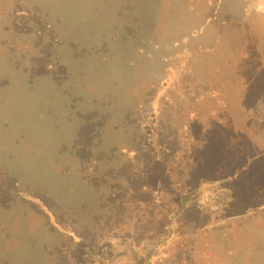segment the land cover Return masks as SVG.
I'll use <instances>...</instances> for the list:
<instances>
[{
  "label": "rangeland",
  "instance_id": "374dc122",
  "mask_svg": "<svg viewBox=\"0 0 264 264\" xmlns=\"http://www.w3.org/2000/svg\"><path fill=\"white\" fill-rule=\"evenodd\" d=\"M263 63L264 0H0V264H133L119 240L141 222L118 231L106 216L92 234L106 167L131 180L132 201L162 233V264H264V155L224 184L228 203L222 191L182 209L160 192L166 208L140 210L156 175L173 185L193 171L226 176L229 166L211 173L203 160L226 145L217 135L228 127L264 150V115L246 125L262 107ZM202 109L219 129L201 131ZM153 143L160 159L147 169ZM90 151L116 159L96 163L97 177L80 173ZM110 253L109 263L93 257Z\"/></svg>",
  "mask_w": 264,
  "mask_h": 264
},
{
  "label": "trees",
  "instance_id": "16d2710c",
  "mask_svg": "<svg viewBox=\"0 0 264 264\" xmlns=\"http://www.w3.org/2000/svg\"><path fill=\"white\" fill-rule=\"evenodd\" d=\"M42 23H44V19H40ZM264 64V63H263ZM169 78L164 80L162 83L161 87H163L165 84H167ZM233 81V80H232ZM237 84L235 86V92L236 90L242 89L244 86L239 83V77L234 79V84ZM252 81V80H250ZM248 84V83H247ZM246 84V86H247ZM232 85V84H231ZM240 85V86H239ZM244 91V96L245 98H250L251 96L246 94L245 90ZM253 94L254 92L251 91ZM262 99L257 100L256 104H260L259 101L262 100V107L259 108L260 110L255 109V114L248 113L247 114V122L246 125L250 127V129H254L257 123L260 122V118H258V115H264V95L261 97ZM202 119L204 122H206V125H202L201 131L205 132L206 134L209 132L210 129H219L218 126L215 124L216 121H214V117L212 115V112L207 110V109H202ZM239 113V112H238ZM240 121V120H239ZM201 123V122H200ZM210 125V126H209ZM237 128L232 130L231 128L228 127V131H220L219 134L217 135L220 139L225 140L223 144H226L224 146L218 145L219 150L218 154L214 155L213 152L207 153V151L204 149V154L206 155L207 158H210V161H204V164L211 170V173L213 172L214 169L215 172L221 171V169H226L228 167V172L225 174L226 176H221L217 180L210 179V177H207L206 174H203L201 171L199 173H193L196 171H193L192 174H188L187 179L183 177V181L181 182H175L173 185L172 182L168 179L165 178L164 180L162 178H158V175L155 176V179L151 182V199L145 200L141 203L140 210H143L144 208H147L149 205L151 209H157L158 210V205L162 204L160 202V199L158 196V193H164L167 194L170 199L169 203L166 205H179L182 209L189 205L190 201L194 202L196 198L199 197H204L205 204L208 203L209 200L214 199L216 201L219 200V195H217L218 192H226L225 195V201L226 203L230 202L232 200V196H230V193L227 189H225L224 184L232 182L235 178H237L242 171H244L257 157L264 155V150L262 148H259V146L252 147L249 144V140L246 138H241L240 135L244 134L243 128L241 126H236ZM239 127L241 128V133L239 131ZM149 127L146 125L143 127V130H149ZM209 129V130H208ZM80 132V131H79ZM84 133H80V137H83ZM82 140V139H81ZM245 143V144H244ZM78 144V142H76ZM249 144V145H248ZM79 145V144H78ZM204 146H208L207 144H204ZM150 150L154 153V157H152L151 162L148 167L145 166L147 169H153V166L156 162L159 161L160 157L158 155V151L155 149V145L153 143V148H150ZM202 152V150H200ZM81 153L86 154V150L82 151ZM132 153V152H131ZM134 153V152H133ZM82 154V155H83ZM91 156H93V152L90 151ZM98 156L95 155L92 163L90 164V161L88 160L86 165L82 168H80V173H84L86 170H93V177L96 176V172L98 169V165L96 163H101L104 166L108 165V162H110L111 159H116L113 155L109 156H103L100 155V151L97 153ZM109 154H116L115 152H111ZM135 154V153H134ZM229 157V162L225 166L223 160H227V157ZM232 156V157H231ZM237 160L239 161L238 164L235 163ZM164 162V161H163ZM236 164V165H235ZM217 166H219L217 168ZM127 167L125 164L121 166V168ZM104 168V167H103ZM120 168V169H121ZM201 168V167H200ZM118 169L115 173L119 172ZM142 167H138V172L137 176H139L140 172L142 171ZM113 171V169L106 167V169H102L98 176L95 180L96 182H99L98 187L100 188H95V196H94V202L98 204V207H103V217L99 218V214L94 215L93 218L95 219V225L92 228V234H99L101 233L106 226V216H110L112 220L115 222V225L118 228V231H121L119 229H122V227H125L124 225H129L132 222L139 221L141 225H143V229L141 231H138V233H135V237L127 240L123 236V234H120L122 239L119 240V244H122V242L127 243L129 247L131 248L132 252V257L134 260L133 264H162L164 262V259L168 257L165 251L162 249L165 243L161 241L162 233H155L153 232V229H151V225L154 223L153 220L148 219V213L147 216L145 214H142L140 211H138V205H137V198L135 201H132V188H131V180L128 182L124 177L118 176L119 174H113L109 175L106 172ZM103 175V176H102ZM87 177V178H86ZM83 178L85 180H88V175L83 174ZM110 179L112 182L107 183ZM142 179V177H141ZM192 179L194 180V192L189 196L188 193H190L192 185ZM91 181V180H90ZM215 182V183H214ZM201 184L207 185L206 188H204ZM109 187L110 190L107 193L106 191L104 192L101 187ZM114 188V190H113ZM144 190L146 191V186H143ZM211 189V191H210ZM117 196H120L121 200H123V204L121 203V206L123 208V215H120L118 212V206H120L119 203V198ZM188 198V200H187ZM219 209L224 207V204L217 202ZM145 205V207H144ZM163 206L165 204H162ZM198 205V204H197ZM184 206V207H183ZM203 207V206H200ZM162 207H159V209ZM166 208V206H164ZM156 210V212H157ZM138 212V214H137ZM137 215V217H136ZM182 217V214L180 213L179 216H176L173 230L176 228V225L180 222V218ZM167 222L168 217L166 218ZM160 223V222H159ZM158 223V224H159ZM157 224V225H158ZM96 225H99L96 230ZM135 228V227H134ZM160 232V230H159ZM173 237V235H172ZM158 240V242L156 241ZM170 243V242H168ZM167 243V244H168ZM117 244V245H119ZM155 244L153 249H146V245H151ZM113 248V247H112ZM111 248V251H112ZM111 254V253H110ZM85 256V255H84ZM94 259L96 260H105L108 262L111 259V255L107 258H105L102 255H95L93 256ZM173 258V256H172ZM85 260L82 262L88 263V258H84ZM105 262V263H106Z\"/></svg>",
  "mask_w": 264,
  "mask_h": 264
},
{
  "label": "crops",
  "instance_id": "0c3cea01",
  "mask_svg": "<svg viewBox=\"0 0 264 264\" xmlns=\"http://www.w3.org/2000/svg\"><path fill=\"white\" fill-rule=\"evenodd\" d=\"M111 255V254H110ZM110 262V260L108 261V263Z\"/></svg>",
  "mask_w": 264,
  "mask_h": 264
},
{
  "label": "flooded vegetation",
  "instance_id": "af4514ba",
  "mask_svg": "<svg viewBox=\"0 0 264 264\" xmlns=\"http://www.w3.org/2000/svg\"><path fill=\"white\" fill-rule=\"evenodd\" d=\"M45 221H46V218H45ZM46 223V222H45Z\"/></svg>",
  "mask_w": 264,
  "mask_h": 264
}]
</instances>
